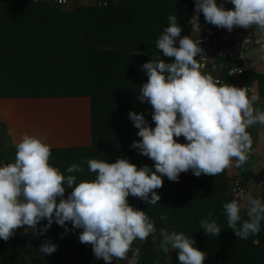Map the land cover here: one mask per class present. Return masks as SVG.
<instances>
[{
    "label": "clouds",
    "instance_id": "1",
    "mask_svg": "<svg viewBox=\"0 0 264 264\" xmlns=\"http://www.w3.org/2000/svg\"><path fill=\"white\" fill-rule=\"evenodd\" d=\"M226 2L234 8L226 9L217 0H194V15L189 21L193 35L181 37L176 14L169 15V26L156 40V48L170 62L150 59L142 65L148 80L138 99L151 105L155 127L149 126L142 113L131 111L129 118L141 138L133 141L131 148L154 161V168H138L125 158L114 163L86 159L65 170L83 173L82 165L86 164L95 174L94 179L77 183L76 175H65L50 163L53 145L46 137L23 133L14 144V162L0 165V239L8 241L19 228L44 235L54 222L65 227L66 234L70 231L66 222H71L73 229H82L79 242L91 245L96 259L106 264L113 260L138 264L141 249L133 245L146 243L150 235L156 243V225L146 211L128 203L130 195L155 205L161 199L156 190L163 186V177L178 182L180 174L189 170L197 177H217L226 169H239L247 163L253 152V138L247 129L264 126V108L256 106L260 97L254 88L221 83L202 71L201 61L206 57L200 46L199 14L203 13L207 23L229 32L234 27H255L260 34L256 43L264 53V0ZM99 6L108 7V0ZM246 43L248 40L244 48ZM259 58L264 60V55ZM181 136L186 143L178 142ZM66 189L71 192L65 198ZM223 209L227 227L237 238L247 240L260 233L264 199L241 190ZM212 215L210 211L199 226L207 235L218 237L222 227ZM43 220L47 224L37 231ZM158 249L166 254L170 249L178 250L180 264H204L208 255L195 246L192 236L164 227L159 230ZM56 250V244L45 240L38 252L51 255Z\"/></svg>",
    "mask_w": 264,
    "mask_h": 264
},
{
    "label": "trees",
    "instance_id": "2",
    "mask_svg": "<svg viewBox=\"0 0 264 264\" xmlns=\"http://www.w3.org/2000/svg\"><path fill=\"white\" fill-rule=\"evenodd\" d=\"M114 5L105 9L77 6L63 12L52 6H36L31 0H0V98L57 95L69 77L65 50L74 52L80 47H89L92 145L52 150L50 160L65 175H76L77 183L92 180L95 174L88 171L86 164L82 165L83 173L65 170L86 159L114 163L125 158L138 168L143 165L154 168V161L131 148L133 141L141 139L129 118L131 111L142 113L149 126L155 127L151 105L138 99L140 88L148 80L142 65L153 58L140 56L135 51L152 49L149 55L160 56L154 60L168 62L170 58L156 48V40L169 26L168 16L176 14L183 37L190 35L189 21L194 15L182 0H122ZM37 9L45 10L46 15ZM36 25L41 28H35ZM44 26L50 30L44 31ZM107 29L112 37L104 40ZM102 39L105 42L102 47H106L96 48ZM175 46H179L178 40ZM7 141L5 125L0 122V165L14 162L11 159V156L15 158L14 148L7 145L1 150ZM70 192L71 189H66L65 198ZM156 192L161 199L150 206L139 198L128 197L130 205L146 211L155 221L156 232L161 227L170 232L176 228L177 232L192 236L199 250L209 252L204 264H264V221H261L260 233L247 240L237 238L227 227L223 205L232 199L226 194L224 176L202 174L197 177L189 170L180 174L178 182L163 177V186ZM216 203L224 204L215 210ZM210 211L211 219L222 227L218 237L207 235L199 226L201 220L209 218ZM241 215L247 219L246 213ZM45 224L47 220L41 221L37 231ZM66 227L70 231L64 234L65 227L54 222L46 234L38 235L29 230L26 236L21 235L22 228L17 229L8 241L0 239V264H13L12 250L20 243L36 247L32 264H50L54 259L52 255L58 251L60 255L67 251L72 256L78 254L85 264H100L101 259L94 257L92 246L79 242L82 229H73L71 222H66ZM61 234H64L62 238ZM49 235V241L57 245V250L51 255L39 253L38 249ZM152 238L150 235L146 243L139 244V264H147L146 257H151V251H146L145 246ZM172 264H180L178 250Z\"/></svg>",
    "mask_w": 264,
    "mask_h": 264
},
{
    "label": "crops",
    "instance_id": "3",
    "mask_svg": "<svg viewBox=\"0 0 264 264\" xmlns=\"http://www.w3.org/2000/svg\"><path fill=\"white\" fill-rule=\"evenodd\" d=\"M122 0L112 1L110 5L118 4ZM187 3V9L194 12V7L191 0H182ZM32 2V0H31ZM80 0H71L73 7L69 10H61L63 12L71 11L74 7L82 6L79 3ZM33 3V2H32ZM224 4L226 9H233L234 5L226 0H217V4ZM34 4V3H33ZM36 6H42L50 8L47 4H35ZM116 6V5H114ZM56 8V7H55ZM59 9V8H57ZM105 9V8H101ZM20 11V10H19ZM18 11V12H19ZM46 15L45 10L37 9ZM48 14V13H47ZM190 25V34L192 25ZM41 25H36L35 28L40 29ZM215 31L219 38H238L246 33H257L255 27L252 29H244L242 27H234L231 32L226 29L215 27ZM50 28L44 26V31H49ZM104 40L111 38L112 34L107 29L105 31ZM107 37V38H106ZM100 45H95L96 48L105 45V42L100 40ZM106 46L102 47L105 48ZM89 47H80L76 51L65 50V67L68 71V82L65 85L62 83L63 89L57 95H36L27 97H12V98H0V122L5 125L8 141L7 145H10L15 149L14 144L19 141L23 133L30 135H36L40 137H46L47 142L53 145L52 150H64V149H76V148H88L92 145L91 135V98L89 88ZM150 50H137L136 54L144 57H160L159 55L150 54ZM53 53H56L53 51ZM264 55L260 51V48H250L245 51V56L241 60V65L244 69V74L238 79L227 78L226 74H221V78L225 80V83L235 87L244 88L251 87L256 90L260 97V103L257 107L264 108V60L259 57ZM63 64H64V52H63ZM55 59V58H54ZM52 62V61H51ZM55 64V61L52 62ZM253 138V152L247 163L241 168L226 169L219 176H224L226 180V194L229 195L230 177L234 174L240 175L245 182L249 191L254 194H260L264 191V174L260 175L264 170V126L259 124L247 129ZM179 143H186L185 139L181 136L178 138ZM232 199V198H231ZM223 205L224 203H216ZM244 213V212H243ZM227 219V218H226ZM172 231H177L174 228ZM21 235L26 236L29 231L26 232L25 228L21 229ZM158 232V233H157ZM156 232L157 242L153 243V238L150 240V244L145 246L146 251H151V257H146L147 264H160L158 262V256L166 258L170 257L167 264H172L175 249H170L169 255L163 254L158 249L159 231ZM51 236H47L45 240H50ZM254 244H257L256 240H253ZM134 247L139 246L138 242H135ZM13 264H32L31 257H33L37 250L34 246H25L24 243H20L17 249L12 250ZM161 251V252H160ZM59 252V251H58ZM53 254L50 264H85V261L78 254L71 255V252L67 251L66 254L60 255ZM209 253V252H208ZM131 253H129V256ZM100 264H106L101 259ZM112 264H127V261L113 260ZM139 264V262H138ZM143 264H146L143 262Z\"/></svg>",
    "mask_w": 264,
    "mask_h": 264
},
{
    "label": "built area",
    "instance_id": "4",
    "mask_svg": "<svg viewBox=\"0 0 264 264\" xmlns=\"http://www.w3.org/2000/svg\"><path fill=\"white\" fill-rule=\"evenodd\" d=\"M117 0H108L110 2ZM34 4H47L61 10H69L73 7L71 0H66L61 3L60 0H32ZM102 0H80V4L91 8H106L99 6ZM195 8L194 0H191ZM199 23L201 25L200 39L201 47L204 50L205 59L201 61L202 71L211 74L215 79L225 83L221 78V74H226L227 78L238 79L244 74V69L241 65V52H245L250 48H260L256 41L260 38V34L246 33L238 38H225L217 36L213 25L207 23L204 19L203 13L199 14ZM190 35H193L191 32ZM193 38H197L193 36ZM248 40L244 48V42ZM199 59V56L196 57ZM233 73L232 75H230ZM251 88V87H248ZM250 158V157H249ZM251 193L254 197L264 199V191L260 194H254L247 188L245 182L238 174L230 177L229 194L232 199L238 198L241 193Z\"/></svg>",
    "mask_w": 264,
    "mask_h": 264
},
{
    "label": "rangeland",
    "instance_id": "5",
    "mask_svg": "<svg viewBox=\"0 0 264 264\" xmlns=\"http://www.w3.org/2000/svg\"><path fill=\"white\" fill-rule=\"evenodd\" d=\"M85 8V7H84ZM5 147H6V144L5 145H2V147H1V150L3 151V150H5ZM13 158V160H14V157L13 156H11V159ZM156 237H157V235H156ZM159 238V237H158ZM159 241V240H158ZM156 245H158V244H156ZM162 251V250H161ZM160 251V252H161ZM163 252V251H162ZM163 254H165L164 252H163ZM169 255V254H168ZM158 262H160V264H167V261H169L170 260V257L169 256H167L166 258H164V257H162V256H158ZM158 264V263H157Z\"/></svg>",
    "mask_w": 264,
    "mask_h": 264
}]
</instances>
